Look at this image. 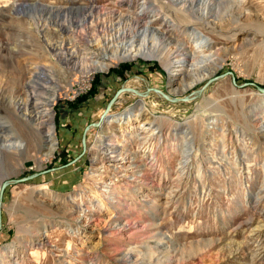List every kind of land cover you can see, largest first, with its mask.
Listing matches in <instances>:
<instances>
[{"label":"rangeland","instance_id":"374dc122","mask_svg":"<svg viewBox=\"0 0 264 264\" xmlns=\"http://www.w3.org/2000/svg\"><path fill=\"white\" fill-rule=\"evenodd\" d=\"M37 1L66 8L89 0H0V98L16 90L15 70L45 62L46 41L66 40V27L61 37L53 23L39 33L30 18L36 10L26 7ZM95 1L133 17L145 0ZM151 2L155 8L140 23L109 12L99 22L107 34L127 28L139 41L143 24L154 19L170 50L181 43L192 49L197 33L225 49L196 74L180 68L172 76L156 58L137 57L90 81L77 76L54 106L58 147L41 162L3 150L13 121L0 99V189L4 180L37 174L5 189L0 264H264V130L248 117L254 111L264 121V93L239 86L264 87V1H254L257 20L234 24L231 5L217 0L205 18L198 7L183 16L166 0ZM41 16L66 23L62 11ZM213 76L220 77L191 101L151 92L141 107L142 98L136 104L139 96L124 92L104 127L89 129L84 151L85 127L132 78L146 79L136 85L140 91L184 97ZM150 115L153 123L144 124Z\"/></svg>","mask_w":264,"mask_h":264},{"label":"bare ground","instance_id":"6f19581e","mask_svg":"<svg viewBox=\"0 0 264 264\" xmlns=\"http://www.w3.org/2000/svg\"><path fill=\"white\" fill-rule=\"evenodd\" d=\"M131 1L118 0L120 5H126L127 2ZM163 1L165 2V0ZM166 1L174 4L183 16L191 15L192 12H195V7H198L204 18L207 14L205 12L207 8L215 2V0ZM217 1L231 5V17H237L231 22L232 24L236 21L248 22L247 20L258 19V14L252 12L257 11L253 4L254 1L258 0ZM26 7L30 11L36 10L30 18L35 21L40 34L45 35L48 31V25L51 23L56 26L55 29H51L52 32L59 36L63 34L66 27V40L61 36L63 41L56 46L50 41H46L47 50L42 56L45 62L36 63L35 66L23 65L15 70L18 71L14 79L16 82L18 81L16 90L11 97L2 95L0 98L2 99V107L11 115L13 121L12 131L2 140L3 150L14 152L15 155H23L26 159L32 158L38 162L49 160L58 147L54 106L58 99L66 96V86L71 84L77 76L90 81L96 71L107 70L121 59L129 60L137 57L156 58L172 73V76L177 75L180 68L189 69L191 74H196L199 69L205 68L208 64L216 63L218 59L214 57L215 52L225 49L217 48L208 37L197 33V37L189 39V42L193 44L192 49L188 43H181L175 50H170L167 45L163 47L168 37L160 28L152 25L154 19L143 24L141 40L139 41H136V37L129 36L127 28H123L114 34H107V27L104 23L100 24L99 22L100 16L109 12L117 13L121 19H132L136 23H140L146 10L155 8L151 0H145L143 6L138 10L136 9L133 17L115 9L99 6L95 0H89L86 4L74 3L66 8L44 4L40 1L27 4ZM39 8H43L41 14L38 12ZM60 11L66 14V23L50 22L41 16L46 14L49 19L54 12ZM73 18L77 19V24H73ZM229 21L231 20L229 19ZM243 28H235L236 33L238 31L244 33L245 29ZM247 34L250 35V31ZM82 42L85 43V48L81 50L79 44ZM244 42L245 40H243ZM92 50L93 53H91ZM110 52L111 54H109ZM98 53L103 55V60L98 57ZM145 80L141 77L132 78L127 85L135 88L136 85ZM144 103L145 98H142L139 105L144 107ZM259 114L253 111L248 114V117L254 123L260 122L258 128L264 130V121ZM153 121L154 117L150 115L144 124L153 123ZM115 152V150H109L111 158L117 157ZM127 224L129 226V223ZM41 236L45 238V232Z\"/></svg>","mask_w":264,"mask_h":264},{"label":"water","instance_id":"95a60500","mask_svg":"<svg viewBox=\"0 0 264 264\" xmlns=\"http://www.w3.org/2000/svg\"><path fill=\"white\" fill-rule=\"evenodd\" d=\"M230 75H232L233 78V83L235 85H237L236 83V77L234 75L233 72H228ZM221 76V75H220ZM220 76H213L211 78H209L200 88L192 91L190 94L184 96V97H176V96H171L169 93L165 92L164 90L160 89V88H156V87H147V89L145 91H140L138 89L132 88V87H127L126 85H122L113 95V97L110 99V101L108 102L106 108L104 109L100 119L96 122H92L89 125H87L84 129L83 135H82V144H83V148L84 151L86 150L87 147V132L89 131L90 128L92 127H102V125L107 121V119L110 117V111L113 107V105L117 102L118 98L124 93V92H133L136 95L139 96V99L136 101V104H138L140 102V98L141 97H146L148 96L151 92H155L158 93L159 95H161L163 98H165L166 100L170 101V102H181V101H191L194 99H197L199 97L202 96V93L204 92V90L212 83L214 82L216 79H218ZM255 85L257 87V89L264 93V87L255 84V83H251V82H246L242 85L239 86H247V85ZM37 174H32L26 177H22L20 179H13V180H4L2 182L1 185V189H0V229L2 227V199L4 196V192L5 189L7 188V186H9L12 183H21V182H25L28 181L29 179H32L36 176Z\"/></svg>","mask_w":264,"mask_h":264}]
</instances>
